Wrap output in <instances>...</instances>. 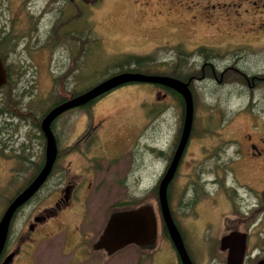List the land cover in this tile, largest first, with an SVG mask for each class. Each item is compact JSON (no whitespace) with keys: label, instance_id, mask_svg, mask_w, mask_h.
<instances>
[{"label":"rangeland","instance_id":"obj_1","mask_svg":"<svg viewBox=\"0 0 264 264\" xmlns=\"http://www.w3.org/2000/svg\"><path fill=\"white\" fill-rule=\"evenodd\" d=\"M159 9L156 0H0V42H5L0 50L5 54L8 71L7 82L0 87V217L10 200L41 167L44 139L38 124L51 107L121 71L171 73L172 53L160 43L161 40H173L176 35L168 25L154 30L157 20L165 18L164 15L158 16ZM261 58H264L262 50L250 56L249 72L262 68ZM153 90L151 83L126 84L105 96V101L113 100L114 103L93 106V110L86 107L81 112L71 109L53 122L54 134L62 149L66 144L71 146L72 140L86 131L84 136L90 137L85 139L87 144L78 146L89 156L99 155L104 141L105 144L114 143L107 137L112 136L115 128L120 134V124L124 121V189L116 187L119 179L116 173L111 179L113 187L99 192L101 194L95 201V227L98 233L103 231L105 224L102 221L109 214L103 206L112 201L121 203L123 211L148 207L154 220V234L149 242L151 246L146 249L134 244L125 246L113 254L111 264H169L174 251L163 228L155 189L176 145L183 112L177 97L162 98L158 91L154 96ZM123 96L124 101L120 102ZM159 101L167 107L158 104ZM197 104L188 148L169 188V204L173 211L178 206L182 211L189 209L194 202L203 201L207 189L219 186L221 190L224 184L227 189L235 190L231 188L239 185L238 181H243L247 175L236 170L235 177L232 174L228 162L236 152L232 139L239 140L250 132L252 122L264 124V93H222L215 102L225 108L222 113L206 112L200 102ZM248 107L254 110L249 112ZM100 121L105 124V129L93 130L92 127L98 126L96 124ZM67 135L69 140L63 143ZM203 146H219L220 150L212 152L209 163L201 164L197 159L205 153ZM73 154L60 159L59 165L73 160ZM99 158L105 156L99 155ZM109 158L115 160L114 155ZM115 168L112 167L110 172ZM75 169V165L71 166V170ZM250 173L248 179L252 185L264 186L258 171ZM59 174L57 166L42 190L43 196L48 198L38 208L53 200L50 189L58 182ZM217 178L220 183L215 187ZM236 190L239 201L244 199V203H253L260 200L242 187ZM197 207L196 211L200 209L199 203ZM24 209V213L11 223L7 240L9 248L15 242L16 233L28 231L26 219L30 208ZM193 214L194 206L189 215ZM190 220L186 217L180 224L185 231V245L198 264L211 241L206 239L208 235L201 234L202 226L196 227L198 231L194 230ZM75 221L74 216L63 227L66 233H59L37 245V249H42L41 254H36L31 264H68L69 260L61 250L68 251L69 246L74 245V238L68 233L77 223ZM211 235L215 237L216 234L212 232ZM29 249L24 243L23 251ZM44 249L48 252L46 259H43ZM24 254L22 252L14 264H30L32 257H23ZM96 255L95 264H105L109 260L102 250H97ZM70 261V264H88L76 256Z\"/></svg>","mask_w":264,"mask_h":264},{"label":"flooded vegetation","instance_id":"obj_2","mask_svg":"<svg viewBox=\"0 0 264 264\" xmlns=\"http://www.w3.org/2000/svg\"><path fill=\"white\" fill-rule=\"evenodd\" d=\"M156 1L161 9L165 11L159 9L160 15L158 16L164 15L165 18L157 20L158 24L154 30H160L163 25H168L176 37L173 40H161L160 43L161 47L170 49L172 53L171 73L155 74L169 75L186 82L193 98L194 112L196 111L198 102L201 103L206 112L222 113L225 111L222 105L215 104L218 95H222V93L226 95H233L237 92L248 93L250 95L264 93V58H261L263 63L260 65L263 66L260 70L249 72L250 68L248 65L250 56H253L257 50H262L264 53V0ZM196 33L199 34L194 37ZM204 37L205 39H203ZM153 85L154 96L156 95V91L159 93L158 96L162 98L175 96L179 100L182 112L184 111V101L179 92L163 85ZM120 87H124V85L118 86L115 89ZM115 89L105 92L87 103L72 109H77V111L81 112L86 107H90L93 110V106H108V104L115 101H105V96ZM119 101H124V96ZM158 104L167 107L161 101ZM247 109L249 112L254 110L253 107H248ZM102 122L100 121L99 124H96L98 126L92 127L93 130L97 128L105 129V124H101ZM38 126L40 127V124ZM53 126L54 124L52 123L51 128L54 134ZM120 126V134L119 129L115 128V131L111 133L112 136L107 137L114 140V143L105 144L104 141L103 145L101 144L103 147L100 148L101 150L98 153L100 156H105V158H99L98 154H90L89 156L83 154L84 152L81 151V147L78 145L80 143L87 144L88 140L85 139L90 138L84 136L86 134L84 129L83 132H85L79 138L77 136L72 140L71 146L70 144H66L63 149L60 147L54 134L57 145V156L49 176L39 189L16 209L11 218L12 223L16 216L24 213L25 207H29L30 210L26 219L29 222L28 231L26 233H16L14 236L15 242L10 248L7 247L8 232V237L0 256V264L10 254L12 256L8 264H14L15 260L22 255V252L23 254H29V256L24 254L23 257H32L30 258L31 264L36 254H41L40 251L42 249H37L36 246L59 233H66L67 230L63 227L67 226L68 221L74 216L77 223L71 229V232L68 233L74 238V245L69 246L70 249L68 251L63 252L61 250V253L69 260H67L68 264L71 262L70 258L74 256L79 257L80 261L83 260V262L88 261V264H95L97 250H102L104 255L107 258L109 257V260L105 264H111L113 254L122 251L124 247L116 248L117 246L113 245L116 236L109 231V227L112 224L114 216L123 210L120 208L121 203L105 202L106 204H104L103 209H106L105 211L109 210V214L105 215V221H102L103 225L105 224L103 231L98 233L95 227L97 224L95 201L101 194L99 192L113 187L111 179L116 173L119 176V179L116 181V187L124 189V121ZM181 127L182 124L178 128V138L172 150L170 160L178 145ZM40 132L44 139L45 158L46 140L41 128ZM99 139L102 141L101 137ZM68 140L69 136L67 135L63 143H66ZM232 141L236 144V152L228 158L232 174L235 177L234 170H236L248 177L244 175L243 181L237 180L239 185L231 188L235 190L227 189L224 184V189L219 190L218 184L220 182L217 178L215 187H218L211 190L207 189L204 200L196 204L195 202L192 203L189 209L179 211L178 206L173 211L169 204L173 220L183 241L185 231L180 222L182 223V220L185 221L186 217L191 219L190 221H192L194 230L198 231L196 227L202 226L200 228L201 234L209 236L206 239L211 241V246L207 251L202 252L203 260L198 264H234L235 256L239 254L240 250L242 253L240 264H264V186L257 188L248 179L251 176L250 172L258 171L261 176L260 182H264V124L252 122L250 132H246L239 140L233 138ZM188 143L179 165L187 151ZM217 144L219 145L220 142ZM110 145L112 146L111 149H109ZM202 150L205 153L201 158L197 159L201 164L203 162L209 163L212 158V156H209L212 152L215 150L219 151L220 149L219 146H212L210 148L203 146ZM70 153H74L75 158L59 165V160L66 158ZM111 155H114L115 160L109 158ZM216 159L219 160L218 156ZM73 165H75V170H71V166ZM57 166L60 172L58 182L52 186L53 189H50L53 200L51 203L38 208L48 198V196H43L42 190L53 177L54 169ZM167 166H165V169ZM112 167H117L114 172H110ZM191 167L194 168L195 165ZM216 174L219 176V173ZM171 183L172 181L169 184L167 192L168 202L170 199L169 188ZM240 187L249 194H252L253 198L259 197L260 200H256L253 203H244V199H242V201L244 200L243 202L239 201L237 199L238 190L236 189ZM198 203L200 204V209L196 211ZM193 206L195 207L196 215L190 216V209ZM55 228L59 229L52 233ZM212 232H215V237L211 235ZM235 232L239 234L222 241L224 237ZM34 234L37 237L34 238ZM211 237L214 238L211 240ZM24 243L29 245V250L23 251ZM136 246L146 249L151 244L144 242L136 244ZM185 246L193 264H197L193 254L187 245ZM46 250H43L45 251L43 259L48 258ZM100 258L102 259L103 257L101 256ZM104 261H106L105 258ZM169 261V264H181L175 250Z\"/></svg>","mask_w":264,"mask_h":264},{"label":"water","instance_id":"obj_3","mask_svg":"<svg viewBox=\"0 0 264 264\" xmlns=\"http://www.w3.org/2000/svg\"><path fill=\"white\" fill-rule=\"evenodd\" d=\"M7 78L8 71L4 60L0 56V87L6 84ZM130 83H151L163 85L176 90L183 98L184 111L180 138L176 150L159 180L157 186V199L164 230L180 263L193 264L186 250L183 238L173 220L167 193L169 184L175 176L180 159L191 135L194 118L193 98L186 82L169 75L138 71H121L110 75L86 90L55 104L42 117L40 121V128L46 140L44 162L39 171L28 182V184L10 200L0 217V256L8 237L11 218L14 212L39 189L49 176L55 163L57 145L51 128L54 120L67 110L85 104L93 98L115 89L118 86ZM109 229V231L114 233L116 236V239L113 241V245L117 246L116 248L125 247L131 244L136 245L144 242L148 243L151 241L154 234V220L149 208L141 206L122 211L115 215ZM236 234L239 233H231L224 237L222 241ZM239 254L235 256L234 264H240L242 254L241 250L239 251ZM11 256L12 254L8 255L2 264H8Z\"/></svg>","mask_w":264,"mask_h":264},{"label":"trees","instance_id":"obj_4","mask_svg":"<svg viewBox=\"0 0 264 264\" xmlns=\"http://www.w3.org/2000/svg\"><path fill=\"white\" fill-rule=\"evenodd\" d=\"M5 44V42H0V49L2 48V45ZM0 56L2 57V59L4 60L5 62V54L2 50H0ZM155 193H156V189H155Z\"/></svg>","mask_w":264,"mask_h":264}]
</instances>
